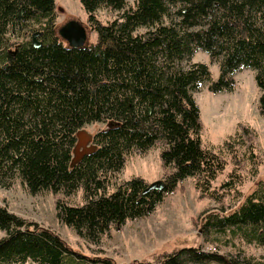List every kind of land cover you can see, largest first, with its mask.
Here are the masks:
<instances>
[{"label": "trees", "instance_id": "trees-1", "mask_svg": "<svg viewBox=\"0 0 264 264\" xmlns=\"http://www.w3.org/2000/svg\"><path fill=\"white\" fill-rule=\"evenodd\" d=\"M81 2L97 37L75 48L58 33L56 0H0V184L8 186L18 175L32 193L70 194L82 186L86 201L68 204L58 198L57 216L94 243L127 219L150 215L166 193L185 189L188 176L195 177L201 196L224 207L226 192L213 181L228 161L203 144L204 122L193 93L211 78V70L191 59L198 49L220 59V76L209 84L214 92L233 90L235 72L254 68L264 115V0ZM102 6L120 13L103 22L97 14ZM35 32L41 45L34 44ZM89 122L106 125L94 133L97 148L71 166L76 133ZM158 141L164 187L147 190L150 183L136 176L107 192V174ZM232 183L233 177L221 187ZM199 219L207 239L212 232L264 244V182L233 210L209 209ZM0 228L7 233L0 238V264H116L109 256L75 251L59 232L27 221L1 200ZM212 261L264 264V255L227 256L202 245L185 246L155 264Z\"/></svg>", "mask_w": 264, "mask_h": 264}, {"label": "rangeland", "instance_id": "rangeland-1", "mask_svg": "<svg viewBox=\"0 0 264 264\" xmlns=\"http://www.w3.org/2000/svg\"><path fill=\"white\" fill-rule=\"evenodd\" d=\"M135 1L128 0V6L134 5ZM56 12L58 26L70 18H78L87 25L90 41L96 40V31L92 30L87 22L88 14L81 0H56ZM119 13V10L104 6L97 11L103 22L112 20ZM164 21L168 23L169 18ZM145 29L141 27L139 31ZM191 60L206 62L211 70V78L201 82L193 93L204 122L201 132L203 144L219 152L228 161L227 167L213 181V187L220 192H226L224 207L214 198L201 196L195 177L188 176L184 180L185 189L166 193L165 198L150 215L127 219L120 227H112L99 242L94 243L78 235L72 226L57 216L58 198L68 204H83L86 201L82 186L70 194L63 191L55 194L49 189L32 193L21 177L15 175L8 186L0 184L1 202L27 221H36L53 228L75 251L86 255L109 256L116 264H155L166 253L185 246L201 245L206 250L211 249L227 256L264 255V244L248 243L232 234L208 232L210 239H207L206 232L202 231L203 221L199 219V215L209 209L233 210L260 181L264 182V115L259 109L261 90L256 80V71L252 67L243 66L234 74L237 85L233 90L214 92L209 88V84L220 76V59L212 57L204 49H198ZM241 122L248 130L239 126ZM105 125V122H89L83 128L94 134ZM162 144V141H158L146 152L134 151L129 154L121 169L107 174V192L115 189L124 180L136 176H142L149 183L163 178L165 167L160 156ZM232 144L236 147V156L241 159L240 162L235 161ZM251 144L253 149L249 147ZM169 169L174 170V167L170 166ZM234 172H237L238 176L234 175ZM231 177L232 185L222 188L221 183ZM6 234V231L0 228V238ZM212 235L223 236L212 239L216 238ZM225 239H228L227 244ZM21 264L40 263L28 260ZM203 264L219 263L212 261Z\"/></svg>", "mask_w": 264, "mask_h": 264}, {"label": "water", "instance_id": "water-1", "mask_svg": "<svg viewBox=\"0 0 264 264\" xmlns=\"http://www.w3.org/2000/svg\"><path fill=\"white\" fill-rule=\"evenodd\" d=\"M58 33L66 43L75 48L87 46L90 43V33L87 25L78 18H70L58 26ZM39 32L33 34V41L35 45H41L38 39ZM77 141L73 147V157L71 166L76 165L83 157L92 153L97 144L94 142V134L87 129L81 127L76 133ZM164 179H158L149 184L147 190L155 187L163 188Z\"/></svg>", "mask_w": 264, "mask_h": 264}, {"label": "built area", "instance_id": "built-area-1", "mask_svg": "<svg viewBox=\"0 0 264 264\" xmlns=\"http://www.w3.org/2000/svg\"><path fill=\"white\" fill-rule=\"evenodd\" d=\"M211 250V249H210Z\"/></svg>", "mask_w": 264, "mask_h": 264}]
</instances>
